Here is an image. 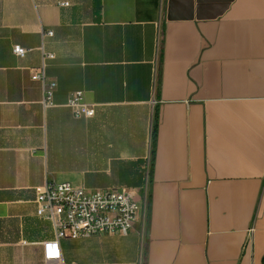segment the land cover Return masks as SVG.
Returning a JSON list of instances; mask_svg holds the SVG:
<instances>
[{
    "label": "crops",
    "instance_id": "1",
    "mask_svg": "<svg viewBox=\"0 0 264 264\" xmlns=\"http://www.w3.org/2000/svg\"><path fill=\"white\" fill-rule=\"evenodd\" d=\"M62 181L147 196L125 235L60 239L64 263L264 264V0H0V264H62L36 215Z\"/></svg>",
    "mask_w": 264,
    "mask_h": 264
},
{
    "label": "built area",
    "instance_id": "2",
    "mask_svg": "<svg viewBox=\"0 0 264 264\" xmlns=\"http://www.w3.org/2000/svg\"><path fill=\"white\" fill-rule=\"evenodd\" d=\"M68 2H60V6H68ZM46 35H52L47 31ZM12 52L23 57L27 50L20 45H14ZM53 55L44 53L42 64L31 74V79L42 85V104L51 105L53 93L57 83L48 78L44 72L45 58ZM66 106L71 109L74 118H88L94 114L91 104L84 102L83 92H73L67 100ZM151 155L148 153L144 161V184L149 183ZM36 215L42 220L51 222L54 237L42 242V257L45 262L62 261L60 239L80 238L103 234H127L134 223L141 217L143 223L147 196L136 198L135 193L124 187H105L87 189L75 186L68 181L46 182L37 190Z\"/></svg>",
    "mask_w": 264,
    "mask_h": 264
},
{
    "label": "rangeland",
    "instance_id": "3",
    "mask_svg": "<svg viewBox=\"0 0 264 264\" xmlns=\"http://www.w3.org/2000/svg\"><path fill=\"white\" fill-rule=\"evenodd\" d=\"M88 239H74V240H67L66 241V248L68 253L75 258V256H79L80 254H83L84 252H89L90 250H96L98 249V246H92L90 241H87ZM94 242V241H92Z\"/></svg>",
    "mask_w": 264,
    "mask_h": 264
}]
</instances>
